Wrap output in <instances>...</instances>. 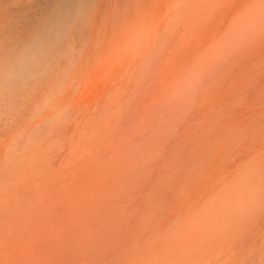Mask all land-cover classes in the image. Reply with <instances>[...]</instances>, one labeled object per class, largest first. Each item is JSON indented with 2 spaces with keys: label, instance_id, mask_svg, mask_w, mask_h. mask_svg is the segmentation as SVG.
<instances>
[{
  "label": "rangeland",
  "instance_id": "obj_1",
  "mask_svg": "<svg viewBox=\"0 0 264 264\" xmlns=\"http://www.w3.org/2000/svg\"><path fill=\"white\" fill-rule=\"evenodd\" d=\"M57 1L0 0V264H264V0H78L18 65Z\"/></svg>",
  "mask_w": 264,
  "mask_h": 264
},
{
  "label": "bare ground",
  "instance_id": "obj_2",
  "mask_svg": "<svg viewBox=\"0 0 264 264\" xmlns=\"http://www.w3.org/2000/svg\"><path fill=\"white\" fill-rule=\"evenodd\" d=\"M77 1L78 0H58L56 2L51 10V13L43 21L42 30L34 38L33 43L31 44V50H29L27 54L18 58V65L22 66L28 62L38 61L45 55L47 45L51 44L49 39L55 36L61 26L67 22L69 16L74 13ZM263 232L264 231L262 230V233Z\"/></svg>",
  "mask_w": 264,
  "mask_h": 264
}]
</instances>
